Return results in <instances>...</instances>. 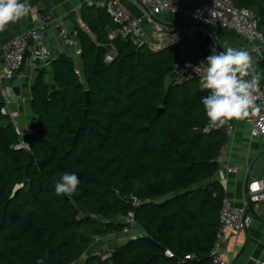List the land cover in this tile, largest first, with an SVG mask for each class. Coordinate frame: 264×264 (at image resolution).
<instances>
[{
    "label": "trees",
    "instance_id": "trees-1",
    "mask_svg": "<svg viewBox=\"0 0 264 264\" xmlns=\"http://www.w3.org/2000/svg\"><path fill=\"white\" fill-rule=\"evenodd\" d=\"M231 1L254 11L264 35V0ZM82 17L83 76L62 53L51 60V83L44 70L34 79L30 151L14 148L18 137L0 114V264H212L225 195L206 181L227 137L223 126L204 131L208 90L198 80L167 82L176 43L151 50L119 35L109 39L116 26L104 9L87 6ZM65 172L80 179L72 197L55 194ZM129 213L144 236L107 260L85 256L95 234L120 233L116 219Z\"/></svg>",
    "mask_w": 264,
    "mask_h": 264
},
{
    "label": "built area",
    "instance_id": "built-area-1",
    "mask_svg": "<svg viewBox=\"0 0 264 264\" xmlns=\"http://www.w3.org/2000/svg\"><path fill=\"white\" fill-rule=\"evenodd\" d=\"M143 6V15L135 16L129 13L127 8L120 0H85L88 7L102 8L106 11L116 28L109 34L113 39L119 35L122 39H132L137 43H145L149 49L158 50L167 43L177 44V57L170 79L171 84L178 85L190 80L200 82L201 73L204 71L206 64L195 57L185 46L183 42L178 41L177 32L167 30L160 17L174 15L181 18L185 23L192 26L201 27L210 38L211 45L218 48V37L214 29L219 27L231 29L244 35L250 50L253 54L252 62L260 61L264 65V35L258 29L259 17L253 10L246 7H237L231 0H137ZM146 20L154 30V38L147 40L143 38L142 22ZM48 22L45 20L32 28L25 29L14 35L9 42L3 47V54L0 57V114L7 116L14 132L18 137V143L15 149H24L30 151V146L23 139L25 133L18 121V112L10 110L8 105L11 104L15 97L8 85L14 75L19 72L23 65L46 64L51 60V51L43 44L46 38ZM59 36L65 44L72 48L69 55L72 58H78L82 49L79 44L78 31L69 30L64 25H59ZM115 49L112 48L106 55L105 60L110 61ZM74 62V61H73ZM75 65V63H74ZM75 71L79 74V68L74 66ZM254 104L259 111L251 113L243 121L249 127L251 137L264 136V80L260 81L259 89L254 93ZM237 120L230 121L224 125L227 141L233 137L234 123ZM210 123L204 129H217ZM226 141V142H227ZM221 146L217 158L218 164L223 163L225 144ZM221 166L217 168V171ZM226 172H237L236 167L229 166ZM264 202V177H260L247 182L243 194L242 205H235L229 198L223 197L219 211V228L215 234L213 246L211 247L208 257L212 264H233L236 253L231 254L228 260L223 255V246L225 244V235L223 228L231 229L238 232L248 226L251 221L247 208L250 204ZM117 222L123 224L122 234L128 235L132 226L136 225L132 213L126 216L119 215ZM107 235L95 234L90 244L89 254L98 257L101 260H107L111 257L113 249H105L99 245L108 243ZM168 256L171 252L165 251ZM186 257H190L187 255ZM264 264V261L256 259L252 264Z\"/></svg>",
    "mask_w": 264,
    "mask_h": 264
},
{
    "label": "crops",
    "instance_id": "crops-1",
    "mask_svg": "<svg viewBox=\"0 0 264 264\" xmlns=\"http://www.w3.org/2000/svg\"><path fill=\"white\" fill-rule=\"evenodd\" d=\"M120 1L130 14L135 16L143 15V6L137 0ZM21 2H24V0H21ZM27 3L31 6L28 15L18 22L10 23L5 31L0 32V57L3 54L4 45L14 35L36 26L43 20L48 22L46 38L43 44L51 51V60L62 53L69 55L72 51V48L68 47L58 34L60 24L69 30L81 28L88 31L82 17V12L87 7L85 0H27ZM159 19L164 23L167 30L177 32L178 41L183 42L195 57L202 62L206 61V57L211 54L214 47L211 45L207 33L201 27L185 23L181 18L174 15H167V17H160ZM111 29L112 27L108 26V30L110 31ZM142 32L144 39L150 40L154 38V30L146 20L142 22ZM214 33L218 37V48H215L217 52L233 47L248 51L253 57L244 35L231 29L219 27L214 29ZM72 59L80 70L78 75L81 78L83 76L81 58ZM51 60L46 64L23 65L8 83L15 97L8 107L10 110L18 112L19 124L24 132L29 131L32 122L31 88L34 79L44 70L46 72L45 80L51 83ZM254 66L262 74L261 80H264L263 63L255 61ZM172 75L173 73L171 72L167 82L170 81ZM1 124H6L4 118L0 119ZM224 158L223 163L218 164L221 169L206 182H218L224 191L225 197L229 198L235 205H242L246 183L264 177V136L251 137L246 123L243 121L235 122L233 137L225 144ZM229 166L236 167L237 172H226V168ZM247 211L251 216V221L246 228L238 232L228 228H223L222 230L226 238L223 246V255L230 260L231 254L233 252L236 253L233 264H252L256 259L264 261V202L250 204ZM145 234L144 229L134 225L128 235L121 232L108 234V243L104 242L99 247L114 249L124 244L128 239L144 236ZM89 252L90 249L86 251L85 256L89 255Z\"/></svg>",
    "mask_w": 264,
    "mask_h": 264
},
{
    "label": "clouds",
    "instance_id": "clouds-1",
    "mask_svg": "<svg viewBox=\"0 0 264 264\" xmlns=\"http://www.w3.org/2000/svg\"><path fill=\"white\" fill-rule=\"evenodd\" d=\"M30 8L27 0H0V32L5 31L10 23L27 16ZM201 64H206V67L201 73L200 87L209 93L202 104L213 127L244 120L250 112L259 111L254 104V93L259 89L262 74L256 70L248 51L228 47L217 52L213 48ZM79 184L76 173L65 172L55 183V194L72 197ZM37 264H44L43 259Z\"/></svg>",
    "mask_w": 264,
    "mask_h": 264
},
{
    "label": "water",
    "instance_id": "water-1",
    "mask_svg": "<svg viewBox=\"0 0 264 264\" xmlns=\"http://www.w3.org/2000/svg\"><path fill=\"white\" fill-rule=\"evenodd\" d=\"M85 93H86V95H88V90H86ZM22 137H23V139L25 141H27L29 143V146H32L33 134L30 131L25 132ZM28 155H29V162H32L33 161V153L29 152ZM116 193H117V196L121 200H123V201H125L127 203H130V204H135L136 203V198L135 197H133V196H125V195L121 194L118 191Z\"/></svg>",
    "mask_w": 264,
    "mask_h": 264
},
{
    "label": "rangeland",
    "instance_id": "rangeland-1",
    "mask_svg": "<svg viewBox=\"0 0 264 264\" xmlns=\"http://www.w3.org/2000/svg\"><path fill=\"white\" fill-rule=\"evenodd\" d=\"M19 121V120H18Z\"/></svg>",
    "mask_w": 264,
    "mask_h": 264
}]
</instances>
